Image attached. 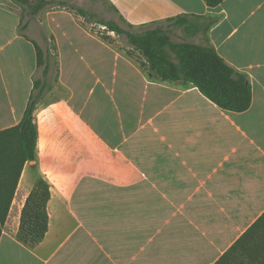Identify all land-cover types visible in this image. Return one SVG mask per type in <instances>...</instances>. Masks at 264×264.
<instances>
[{
  "label": "crops",
  "instance_id": "0c3cea01",
  "mask_svg": "<svg viewBox=\"0 0 264 264\" xmlns=\"http://www.w3.org/2000/svg\"><path fill=\"white\" fill-rule=\"evenodd\" d=\"M102 1L134 28L184 14L214 19L207 38L246 75L251 105L228 112L191 84L151 80L131 45L106 42L66 8H45L34 21L41 42H53L65 95L40 110L37 102V160L18 179L0 264H217L253 226V245L231 264H262L264 0ZM20 22V10L0 0V132L20 123L41 77L35 27L24 33ZM182 41L205 44L202 34ZM5 169L2 191L14 181ZM41 180L50 189L47 232L28 246L17 235Z\"/></svg>",
  "mask_w": 264,
  "mask_h": 264
},
{
  "label": "trees",
  "instance_id": "16d2710c",
  "mask_svg": "<svg viewBox=\"0 0 264 264\" xmlns=\"http://www.w3.org/2000/svg\"><path fill=\"white\" fill-rule=\"evenodd\" d=\"M20 10L21 22L19 30L26 25L22 22L25 17L34 19L42 10L50 8H66L86 21L87 12L70 6L66 1L38 0H10ZM209 8H214L224 0H203ZM112 10L114 6L110 7ZM119 19L128 27H120L114 22H103L109 32L125 36L133 52H138L143 62L133 57L145 71L149 79L160 82H173L191 84L196 87L206 98L219 108L234 113H241L249 109L252 99L251 85L245 74L229 66L216 52L207 38V32L214 24V19L198 15H179L166 19L163 22L144 24L138 28L127 24L122 17ZM171 28L182 29L185 36L193 37L202 34L205 44H193L187 41H174L171 38ZM106 42L108 38L97 33ZM36 51V64L41 77L33 80V91L20 123L5 131L0 132V145L8 149L6 160L0 159V180L7 179L5 167H13V186L8 191L0 190V236L11 205L18 179L26 162L37 160L38 127L35 121L36 105L51 86L46 78L52 69L54 83L58 80V62L54 54L51 61L50 48L42 50L34 43ZM50 46L54 48L53 42ZM1 149V148H0ZM50 198L49 185L39 181L29 195L21 216L17 239L28 246L37 245L45 236L48 226L47 202ZM256 226L247 231L238 242L217 262V264H231L236 258L242 256L253 245ZM255 247V246H254ZM260 264V263H259ZM264 264V262L262 263Z\"/></svg>",
  "mask_w": 264,
  "mask_h": 264
},
{
  "label": "rangeland",
  "instance_id": "374dc122",
  "mask_svg": "<svg viewBox=\"0 0 264 264\" xmlns=\"http://www.w3.org/2000/svg\"><path fill=\"white\" fill-rule=\"evenodd\" d=\"M38 0H35L34 3H36ZM56 1H66L70 6L75 7L77 9H82L85 12H87V19L85 21V24L87 27L91 28L94 32H97L101 34L103 37L108 38L112 43H114L117 47H126L129 45L128 41L126 40L125 36L123 35H116L112 32H109L108 29L101 25L103 22H114L117 23L120 27L127 29L128 27L119 19V14H117L114 10H112L105 1L102 0H56ZM32 3V2H31ZM23 23L25 28H23L24 33H30L31 28L35 27V33L31 32L30 35L33 36L38 45L41 46L44 49V46L46 48H50L51 53V61L54 60V49L49 44L44 45L43 41L41 42V33L45 32L35 21L34 19H30L25 17L23 20ZM26 23V24H25ZM29 23V26H27ZM171 38L174 41H182V40H188V37L185 36L182 29L179 28H171L170 32ZM45 37L48 38V36L45 34ZM117 41V42H116ZM53 62H52V69L49 76L46 78L47 83L52 85V88H54L51 91H46L42 97L38 101V110L42 108H46L50 103L54 102L55 100H58L60 98H63L65 93L63 90L58 89L56 84L54 83V72H53ZM38 114V113H37ZM36 114V120L38 121L39 118ZM92 159L89 158V161ZM56 163H58L60 166H63L66 162L65 158L56 159Z\"/></svg>",
  "mask_w": 264,
  "mask_h": 264
}]
</instances>
